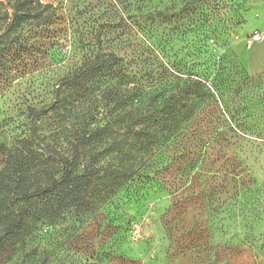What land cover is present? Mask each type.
I'll return each mask as SVG.
<instances>
[{
  "label": "rangeland",
  "instance_id": "374dc122",
  "mask_svg": "<svg viewBox=\"0 0 264 264\" xmlns=\"http://www.w3.org/2000/svg\"><path fill=\"white\" fill-rule=\"evenodd\" d=\"M32 6L33 19L10 27L13 8L0 0V143L8 148L48 142L57 161L71 154L75 131L112 119L105 84L61 86L100 48L123 57L146 88L195 79L206 87L145 175L116 192L91 182L55 220L39 219L33 206L18 234L0 224V264H264V71L251 75L246 62L247 37L264 29V0ZM6 157L0 151V172Z\"/></svg>",
  "mask_w": 264,
  "mask_h": 264
},
{
  "label": "trees",
  "instance_id": "16d2710c",
  "mask_svg": "<svg viewBox=\"0 0 264 264\" xmlns=\"http://www.w3.org/2000/svg\"><path fill=\"white\" fill-rule=\"evenodd\" d=\"M9 1L13 8L10 27H20L35 17L32 5L36 0ZM77 67L63 78L61 86L105 84L112 119L103 127L88 131L83 126L81 131H75L68 141L71 154L57 161L48 153V142L10 148L0 143V151L7 155L0 172V224L10 236L30 227L29 210L33 206H41L39 219L55 220L87 197L85 187L89 183L116 192L137 176L145 175L159 155L156 150L179 129L178 116H187V108L196 106L206 87L195 79L146 88L125 65L123 57L102 48ZM56 91L53 110L60 108L59 88ZM44 110L31 108L37 115ZM103 130H111L112 137H102ZM96 150L97 155L93 154ZM15 183L22 184L23 189L16 191Z\"/></svg>",
  "mask_w": 264,
  "mask_h": 264
},
{
  "label": "crops",
  "instance_id": "0c3cea01",
  "mask_svg": "<svg viewBox=\"0 0 264 264\" xmlns=\"http://www.w3.org/2000/svg\"><path fill=\"white\" fill-rule=\"evenodd\" d=\"M246 62L249 74L257 75L264 71V40L251 45Z\"/></svg>",
  "mask_w": 264,
  "mask_h": 264
},
{
  "label": "built area",
  "instance_id": "2783aa9c",
  "mask_svg": "<svg viewBox=\"0 0 264 264\" xmlns=\"http://www.w3.org/2000/svg\"><path fill=\"white\" fill-rule=\"evenodd\" d=\"M264 40V29L256 28L252 34L247 37V44L253 45L256 42Z\"/></svg>",
  "mask_w": 264,
  "mask_h": 264
}]
</instances>
